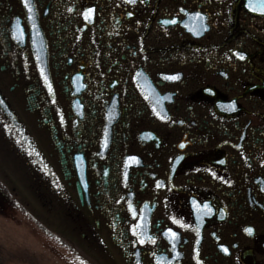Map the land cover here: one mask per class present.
<instances>
[{
	"label": "flooded vegetation",
	"instance_id": "obj_1",
	"mask_svg": "<svg viewBox=\"0 0 264 264\" xmlns=\"http://www.w3.org/2000/svg\"><path fill=\"white\" fill-rule=\"evenodd\" d=\"M259 4L0 0V119L76 256L264 264Z\"/></svg>",
	"mask_w": 264,
	"mask_h": 264
},
{
	"label": "rangeland",
	"instance_id": "obj_2",
	"mask_svg": "<svg viewBox=\"0 0 264 264\" xmlns=\"http://www.w3.org/2000/svg\"><path fill=\"white\" fill-rule=\"evenodd\" d=\"M8 131L6 122L0 119V264H104L100 257L103 253L100 250L96 254V247L91 250L98 259L72 252L74 245L54 225L55 215L41 207L32 189L33 180L14 157ZM11 185L17 194L11 193ZM23 205L31 214L21 210ZM60 228L69 233L67 227ZM49 230L58 246L46 235Z\"/></svg>",
	"mask_w": 264,
	"mask_h": 264
},
{
	"label": "snow or ice",
	"instance_id": "obj_3",
	"mask_svg": "<svg viewBox=\"0 0 264 264\" xmlns=\"http://www.w3.org/2000/svg\"><path fill=\"white\" fill-rule=\"evenodd\" d=\"M25 3L27 4L28 3V0H25ZM250 6H252V5L250 4ZM254 10H258L260 12H264V0H260L259 6L258 7H254ZM45 79H47V77H45ZM49 88H51V85L50 84H49ZM169 231H171V230H169ZM246 231H249L250 232L251 229H247ZM173 235L175 236V233H173ZM141 242H143V241H141ZM224 250L227 251L226 248Z\"/></svg>",
	"mask_w": 264,
	"mask_h": 264
},
{
	"label": "water",
	"instance_id": "obj_4",
	"mask_svg": "<svg viewBox=\"0 0 264 264\" xmlns=\"http://www.w3.org/2000/svg\"><path fill=\"white\" fill-rule=\"evenodd\" d=\"M5 112L7 113V115H10L9 110H7V108L5 107Z\"/></svg>",
	"mask_w": 264,
	"mask_h": 264
}]
</instances>
